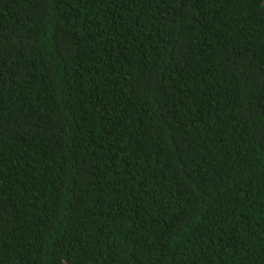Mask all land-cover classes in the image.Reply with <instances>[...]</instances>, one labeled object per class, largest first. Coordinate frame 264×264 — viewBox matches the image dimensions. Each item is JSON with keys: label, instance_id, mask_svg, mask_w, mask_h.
Segmentation results:
<instances>
[{"label": "trees", "instance_id": "16d2710c", "mask_svg": "<svg viewBox=\"0 0 264 264\" xmlns=\"http://www.w3.org/2000/svg\"><path fill=\"white\" fill-rule=\"evenodd\" d=\"M0 264H264V0H0Z\"/></svg>", "mask_w": 264, "mask_h": 264}]
</instances>
